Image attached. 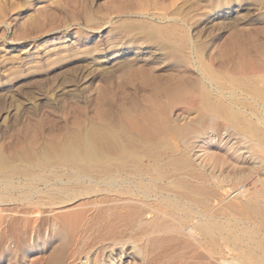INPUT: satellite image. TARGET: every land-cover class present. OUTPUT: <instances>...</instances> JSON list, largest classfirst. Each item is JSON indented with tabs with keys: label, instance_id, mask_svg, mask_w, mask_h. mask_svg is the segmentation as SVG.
Wrapping results in <instances>:
<instances>
[{
	"label": "bare ground",
	"instance_id": "1",
	"mask_svg": "<svg viewBox=\"0 0 264 264\" xmlns=\"http://www.w3.org/2000/svg\"><path fill=\"white\" fill-rule=\"evenodd\" d=\"M217 1L226 28L217 55L201 58L196 41H190L177 17L160 22L161 17L150 15L149 20L123 19L121 40L101 47L96 57L106 63L116 53H158L166 58L180 52L199 76L194 87L187 85L188 70L160 78L153 71L155 65L133 64L122 71V82L138 81L147 91L118 106L117 112H107L98 102L93 117L75 120L61 134L41 140L23 137L9 152L0 144V203L37 197L32 204H59L63 209L74 199L93 197L77 205L79 209L61 212L56 231L61 243L48 264H59L62 245L72 241L85 223L95 221L99 233L113 239L133 224L140 225L145 238L134 247L143 257L161 254L171 242L185 241L187 264H264V200H254L258 191L242 187L241 180L252 173L255 162L238 159L239 155L194 152L207 128L211 138L225 128L259 141L264 136L260 117L256 123L248 117L257 113L247 116L246 107L253 105L243 100L246 91L264 100V24L256 31L239 26L229 31L226 24L231 13L240 18L241 11H262L264 0ZM203 19L204 14L199 16ZM216 58L219 69L214 67ZM72 74L70 82L77 79ZM113 92L106 85L102 96L112 99ZM175 103L184 108L175 109ZM255 143L248 148L256 151ZM227 179L233 194L218 192ZM56 212L48 213L55 218ZM14 214L0 208V227ZM22 214L23 222L33 225L44 212L35 206ZM124 253L114 255L121 259Z\"/></svg>",
	"mask_w": 264,
	"mask_h": 264
},
{
	"label": "rangeland",
	"instance_id": "2",
	"mask_svg": "<svg viewBox=\"0 0 264 264\" xmlns=\"http://www.w3.org/2000/svg\"><path fill=\"white\" fill-rule=\"evenodd\" d=\"M217 2V0H0V144L3 149L9 152L24 140L23 137L34 136L41 140L53 133L61 134L65 127L72 126L75 120L93 117L98 102L104 110L114 113L121 104L128 103L136 96L140 98L147 88L144 89L138 81H134L132 85L121 80L122 73L133 64L155 65L156 68L151 67L160 78L170 73L184 75L188 70L189 73L185 75L187 85L190 87L192 84L191 88L194 87L199 76L192 65L184 61L180 52L166 58L158 53L130 52L125 55L116 53L106 63H100L96 57L102 48H110L116 41L121 40L123 19L129 17L149 20V16L154 15L161 17L157 19L160 22H166L168 17H177L176 23L184 28L190 41H196L198 53L206 60L211 54H218L217 47L226 36V28L221 23L224 18L222 20ZM262 11L264 12V9ZM262 11L250 10L249 13H245L246 15L241 11L244 18L241 16L236 18V13H231L226 19L228 30L235 26L251 31L262 29L264 24ZM202 14L205 15V19L199 20ZM204 23L207 25L204 26ZM219 63V59L215 60L214 67L219 69L221 66ZM72 73H75L77 79L70 82L69 79L74 75ZM77 73L82 74V78L77 77ZM259 83L262 85V82ZM106 85L113 88L112 99L102 96V90ZM248 94L251 95L249 91L243 94V98L247 97L243 100L250 101L253 106L246 107L247 116L250 115V111L255 115L257 113L256 116L248 117L254 122L260 117L264 129V100ZM173 105L175 109L184 108L182 103ZM212 135L210 128L204 130L203 136L196 142L194 152L201 154L205 151V154L215 153L225 157L239 155L238 159L246 158L248 162H255L252 173H245L241 179L244 181L242 187L256 189L259 195L255 194L257 197L252 195V198L264 200L262 195L264 136L263 140L259 141L257 137L244 136L241 131H232L230 128L223 129L213 138ZM251 141L257 143L254 144L255 148L257 147L256 151L248 148ZM203 142L205 144H202ZM231 183L228 179L222 182V187L219 190L217 188L218 192L235 193ZM39 187L43 189L44 185L40 184ZM92 198L89 195L74 199L63 209L59 204L51 206L32 204L36 202L34 200H37V197L30 202L9 199L0 203L1 209L16 213L12 218L9 217L11 219L9 223L5 220L6 224L0 227V264H48L52 252L61 243V239H56V231L61 226V212L79 209L81 202ZM35 206L44 214L33 224L36 226L33 228L32 222H23L21 213ZM51 209L57 211L55 218L48 213ZM150 216L147 214V217ZM96 227L97 221L85 223L80 227L74 239L62 245L63 254L59 264L105 262L109 264L112 260L114 264L188 262L189 254L185 241L180 244H177V241L174 244L173 242L167 244L159 256L149 253L150 255L143 257L134 247L141 245L145 238L140 233V225L133 224L123 232L124 234L114 239L103 236ZM120 250L126 255L118 259L114 254Z\"/></svg>",
	"mask_w": 264,
	"mask_h": 264
}]
</instances>
